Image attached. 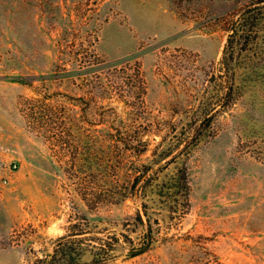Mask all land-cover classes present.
<instances>
[{"label":"rangeland","instance_id":"rangeland-1","mask_svg":"<svg viewBox=\"0 0 264 264\" xmlns=\"http://www.w3.org/2000/svg\"><path fill=\"white\" fill-rule=\"evenodd\" d=\"M0 163V264H264V0H0Z\"/></svg>","mask_w":264,"mask_h":264},{"label":"trees","instance_id":"trees-1","mask_svg":"<svg viewBox=\"0 0 264 264\" xmlns=\"http://www.w3.org/2000/svg\"><path fill=\"white\" fill-rule=\"evenodd\" d=\"M134 69V68H133ZM134 70H140L139 68H136ZM143 84V82H142ZM101 261H102V258H96V259H93L90 264H101Z\"/></svg>","mask_w":264,"mask_h":264},{"label":"built area","instance_id":"built-area-1","mask_svg":"<svg viewBox=\"0 0 264 264\" xmlns=\"http://www.w3.org/2000/svg\"><path fill=\"white\" fill-rule=\"evenodd\" d=\"M3 169L2 164L0 163V171Z\"/></svg>","mask_w":264,"mask_h":264}]
</instances>
